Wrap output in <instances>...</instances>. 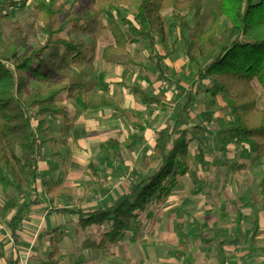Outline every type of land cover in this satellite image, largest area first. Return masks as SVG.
Segmentation results:
<instances>
[{
    "label": "rangeland",
    "instance_id": "rangeland-1",
    "mask_svg": "<svg viewBox=\"0 0 264 264\" xmlns=\"http://www.w3.org/2000/svg\"><path fill=\"white\" fill-rule=\"evenodd\" d=\"M61 1L73 9L86 10L74 34L93 47V69L84 67L81 75L71 66L66 68L84 84L83 92L74 98L67 100L62 95L56 100L67 104L70 124L46 116L52 129L39 136L44 144L38 159V178L44 182V189L37 192L39 206L25 211L19 264H46L52 238L57 240L61 253L58 264H264V207L258 187L264 175V155L250 153L249 145L237 137L222 135L233 125V117L226 99L219 94L212 96L208 80L195 85L194 104L176 123L195 73L184 54L187 32H172L170 44L175 47L166 62L165 80L146 62L151 52L147 41L129 45L122 55L103 61L102 52L112 44V38L108 32L96 39L94 35L106 25L105 17L98 18L88 11L87 0ZM118 2L119 12L112 11L114 16L135 22L134 8L126 0ZM32 3L33 0H0L4 42L11 41L16 28L22 30L28 48L44 42L40 16ZM212 13L220 16L218 1L205 0L199 19L204 31ZM163 16L173 22L169 11ZM187 19L190 28L198 22L193 13H188ZM220 24L222 30V17ZM154 52L162 54L159 44ZM50 54L51 51L43 55V60L47 61ZM129 58L144 62V67H130ZM36 65L35 61L33 66ZM51 69L50 80L60 82L62 67L57 62ZM28 82L32 89L44 88L29 76ZM131 88L142 89L161 104H147L133 95ZM253 88L257 108L264 110V92L255 82ZM83 96L92 101L109 98L113 103L96 110L85 109ZM29 114L34 118L33 111ZM117 115L121 118L116 119ZM36 121L34 118V124ZM167 126L173 130L168 150L178 131L187 129L194 135L188 148L192 158L188 179L179 181L174 191L177 197L172 194L168 203L150 205L139 214L118 246L96 248L107 226L78 232L76 217L51 213V198L52 206L59 209L88 212L110 207L132 184L157 170L160 163L151 165L150 161L159 133ZM198 150L203 153V164ZM53 185L67 190L69 195L47 194L45 190ZM10 200L22 204L28 198L0 186V243L7 249L11 246L8 221L15 212L4 207Z\"/></svg>",
    "mask_w": 264,
    "mask_h": 264
},
{
    "label": "trees",
    "instance_id": "trees-1",
    "mask_svg": "<svg viewBox=\"0 0 264 264\" xmlns=\"http://www.w3.org/2000/svg\"><path fill=\"white\" fill-rule=\"evenodd\" d=\"M118 1L87 0L88 11L106 19V25L94 38L105 32L112 38V44L102 52L103 61H108L113 55H122L129 45L147 41L151 48L147 63L166 80V60L175 47V44H170L172 32L175 29L181 33L186 31L184 54L195 73L176 123L181 122L185 112L194 104L195 85L208 80L212 96L219 94L226 99L233 117V125L223 134L246 142L250 153L258 157L264 155V110L257 108L253 88L255 82L264 92V0H217L220 16L212 13L205 31L199 23L205 0H126L135 10V22L114 16L112 11L119 12ZM32 7L39 13L45 34L41 45L28 48L20 28L14 30L9 42H4L0 33V186L4 191L12 189L28 198L27 203L10 200L4 206L15 211L8 221L12 247L6 253L0 246V260L4 264L19 263L16 247L25 211L39 204L37 185H44L38 178V159L44 144L39 136L52 129L46 122V116L61 118L64 124H69L66 107L56 100L62 95L72 99L84 90V84L66 68L71 66L82 75L84 67L93 69L94 61L93 47H89L83 37L74 34L86 17L84 8L73 9L61 0H33ZM165 11L170 12L172 23L163 16ZM188 13H193V18L198 21L192 28L188 25ZM221 17L225 21L222 30ZM156 44L161 46L162 54L154 52ZM50 51L47 61L43 60V55ZM35 61L37 65L33 66ZM57 62L62 67L63 79L52 82L51 65ZM128 65L144 67L141 61L131 58ZM28 76L44 88H30ZM132 91L148 104H161L160 100L149 97L140 89L133 88ZM112 103L108 99L93 102L85 97L82 104L86 109H98ZM31 111L37 120L35 124L29 114ZM122 116L127 117L126 113ZM175 134L177 138L168 150L173 130L167 126L159 133L150 161L151 165L160 163L157 170L132 184L110 207L88 213L82 209H59L52 206L51 198V213L76 217L78 231L107 226L97 248L117 245L139 214L150 205L163 203L189 171L191 154L188 148L194 137L185 129ZM258 187L264 206V175ZM46 192L69 195L67 190L57 185ZM49 242L52 251L46 264H58L61 254L58 243L54 239Z\"/></svg>",
    "mask_w": 264,
    "mask_h": 264
},
{
    "label": "crops",
    "instance_id": "crops-1",
    "mask_svg": "<svg viewBox=\"0 0 264 264\" xmlns=\"http://www.w3.org/2000/svg\"><path fill=\"white\" fill-rule=\"evenodd\" d=\"M148 58V57H147ZM130 59V58H129ZM138 61H140V60H138ZM142 62V61H141ZM146 62H147V60H146ZM166 62H167V60H166ZM143 64H144V62H142ZM127 64H128V61H127ZM149 64V63H148ZM151 65V64H150ZM131 67V66H130ZM134 68V67H133ZM132 89L133 88H131V91H132ZM136 89H140V88H136ZM140 90H142V89H140ZM143 91V90H142ZM144 92V91H143ZM132 93H133V91H132ZM145 93V92H144ZM146 95H148L147 93H145ZM133 95H135L134 93H133ZM135 96H137V97H140V96H138V95H135ZM149 96V95H148ZM65 97V96H64ZM83 97H86V96H83ZM149 97H151V96H149ZM106 98V97H105ZM141 98V97H140ZM151 98H153V97H151ZM89 99V98H88ZM106 99H108V100H110L109 98H106ZM142 99V98H141ZM67 100H69V99H67ZM143 100V99H142ZM96 100H94L93 102H95ZM115 102H116V100H114ZM144 101V100H143ZM145 102V101H144ZM82 103H83V101H82ZM147 103V102H146ZM60 104H63L65 107H66V110H67V112H68V106H67V104H65V103H60ZM148 104V103H147ZM153 104H155V103H153ZM151 105V104H150ZM156 105V104H155ZM85 107V106H84ZM100 108H105V107H100ZM100 108H98V109H100ZM114 108H116L117 110H119V107L117 106V107H114ZM86 109V108H85ZM94 110H96V109H94ZM69 112H68V117H69ZM124 117V116H123ZM115 118L116 119H120L121 117L120 116H115ZM125 118L127 119V118H129L128 116L126 117L125 116ZM48 124V123H47ZM69 124H70V120H69ZM50 125V124H49ZM52 127V126H51ZM183 130V129H182ZM187 130V129H186ZM190 132V131H189ZM191 133V132H190ZM192 134V133H191ZM222 135H224L223 134V132H222ZM192 136L194 137V135L192 134ZM224 136H226V135H224ZM177 137V136H176ZM194 140H195V138H194ZM193 142V141H192ZM199 154H203L202 153V151L200 150H198V157H199ZM202 159L203 160V158L202 157H199V159ZM192 159V158H191ZM201 159H200V161H201ZM190 162H191V160H190ZM200 164H203V162L202 163H200ZM91 170L93 171V169H94V166H93V164H91ZM39 169V168H38ZM189 169H190V164H189ZM189 172V171H188ZM188 172H187V174H185L181 179H183L184 181H186V179H188ZM180 179V180H181ZM179 180V181H180ZM178 184H179V182H178ZM178 184H177V186L175 187V189L178 187ZM44 187V185H41L40 183H38V185H37V190H40V189H42ZM44 189V188H43ZM49 189V188H48ZM175 189L173 190V192H172V194H173V196L174 197H177L176 195H175V193H174V191H175ZM47 190H45V192H46ZM126 192V191H125ZM124 192V193H125ZM47 193V192H46ZM48 194V193H47ZM172 194L168 197V198H170L171 196H172ZM168 198L163 202V203H168V202H166V201H169L168 200ZM51 200V199H50ZM260 203H261V197H260ZM49 205H50V203H49ZM262 205V204H261ZM37 206H39V205H37ZM36 206V207H37ZM262 207H264V206H262ZM95 210H100L99 208H97V209H93V210H90V211H88V212H92V211H95ZM85 212V211H84ZM88 212H86V213H88ZM64 216V215H63ZM76 225H77V218H76ZM94 228H96V227H94ZM102 228V227H101ZM101 228H98V229H101ZM87 229H89V228H87ZM86 229V230H87ZM86 230H84V231H80V232H85ZM77 231H78V228H77ZM79 232V231H78ZM105 232V231H104ZM103 232V233H104ZM102 233V234H103ZM102 234L100 235V237H99V241H100V238H101V236H102ZM8 235H9V237H10V232H9V230H8ZM19 242H18V245L23 241V239L25 238V236H24V234H23V232L21 231V226H20V231H19ZM124 238V237H123ZM53 239V238H52ZM54 240H56V239H54ZM10 241H11V238H10ZM57 241V240H56ZM99 241H98V243H99ZM122 241H123V239H122ZM121 241V242H122ZM120 242V243H121ZM58 243V242H57ZM98 243H97V245H98ZM120 243H118L117 245H115V246H109V247H116V246H118ZM18 245H17V247H16V251H17V254H18ZM97 245H96V248H97ZM0 246L3 248V250L7 253V250H9L11 247H12V241H11V246H10V248H6V246H3L1 243H0ZM59 247V246H58ZM109 247H106V248H109ZM106 248H104V249H106ZM104 249H101V250H104ZM19 258V257H18ZM19 261H20V258H19ZM0 264H4V262H3V260H0ZM19 264V263H18Z\"/></svg>",
    "mask_w": 264,
    "mask_h": 264
}]
</instances>
